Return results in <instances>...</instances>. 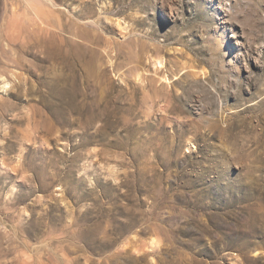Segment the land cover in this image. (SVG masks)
I'll use <instances>...</instances> for the list:
<instances>
[{
	"label": "rangeland",
	"instance_id": "obj_1",
	"mask_svg": "<svg viewBox=\"0 0 264 264\" xmlns=\"http://www.w3.org/2000/svg\"><path fill=\"white\" fill-rule=\"evenodd\" d=\"M0 264H264V0H0Z\"/></svg>",
	"mask_w": 264,
	"mask_h": 264
},
{
	"label": "bare ground",
	"instance_id": "obj_2",
	"mask_svg": "<svg viewBox=\"0 0 264 264\" xmlns=\"http://www.w3.org/2000/svg\"><path fill=\"white\" fill-rule=\"evenodd\" d=\"M40 23L43 24V26L46 24L44 21H41ZM93 25L95 24L91 23V26ZM76 39H77V42H74L75 43L74 45H76L77 47H80V45L83 44V38L80 36H76ZM156 63H159V62H156Z\"/></svg>",
	"mask_w": 264,
	"mask_h": 264
}]
</instances>
